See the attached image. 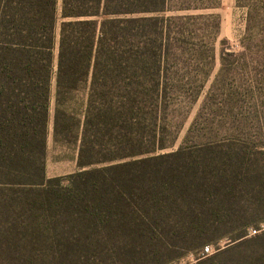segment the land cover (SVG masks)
Masks as SVG:
<instances>
[{"label":"trees","instance_id":"1","mask_svg":"<svg viewBox=\"0 0 264 264\" xmlns=\"http://www.w3.org/2000/svg\"><path fill=\"white\" fill-rule=\"evenodd\" d=\"M220 5L0 0V264H172L169 237L195 251L227 239L198 261L222 264L264 240L248 237L264 223V112L218 118L226 47L178 144L174 115L210 76ZM50 137L77 148V172L47 177ZM222 226L236 237L205 241Z\"/></svg>","mask_w":264,"mask_h":264},{"label":"rangeland","instance_id":"2","mask_svg":"<svg viewBox=\"0 0 264 264\" xmlns=\"http://www.w3.org/2000/svg\"><path fill=\"white\" fill-rule=\"evenodd\" d=\"M255 8H247L238 3V0H221V5L210 13L217 14L221 20V34L217 40L215 60L210 76L205 81L199 100L190 108L179 110L174 115V122L179 126V143L185 138L191 124L196 118L201 105L210 92L215 79L217 78L222 63L221 50L226 47L227 52L236 53L229 57L227 72L224 73L222 87L220 86L221 99L223 100L219 119L224 122H231L239 119L241 114H248L258 110L262 117L264 112V0H251ZM61 4V0H59ZM252 11V25L254 32L252 40L248 39V13ZM225 41L223 45L222 41ZM243 44L250 45V51L243 52ZM229 70L231 71L229 73ZM253 117H249V120ZM264 120V119H262ZM255 122V121H254ZM49 153L46 163V174L48 178L66 176L79 170L77 164L78 150L74 146H56L52 137L49 139ZM205 241L212 236L224 235L228 238L236 237L237 233L222 226L216 230H211L206 234ZM250 242L246 245L230 247V252L221 257L222 264H248L255 258L264 256V240ZM168 243L175 246L177 257L182 258L183 264H200L197 259L199 251L194 250L191 240L174 241L168 238ZM229 241H221L217 246L210 245L213 250L218 247L225 249ZM208 243H206L207 245ZM205 245V246H206ZM148 252V251H147ZM167 253L164 255L166 256ZM174 254V253H173ZM170 255V253H169ZM174 259V260H175ZM206 261V259L202 260ZM144 264V263H142Z\"/></svg>","mask_w":264,"mask_h":264},{"label":"built area","instance_id":"3","mask_svg":"<svg viewBox=\"0 0 264 264\" xmlns=\"http://www.w3.org/2000/svg\"><path fill=\"white\" fill-rule=\"evenodd\" d=\"M264 231V223L261 224L258 228H250L248 231V237H253L258 235L259 233ZM215 251L213 250L212 246H205L202 250L199 251V253L197 254V259L196 261H200L203 260L205 258H207L208 256L212 255ZM182 259H180L177 262H174L172 264H183L181 262Z\"/></svg>","mask_w":264,"mask_h":264}]
</instances>
